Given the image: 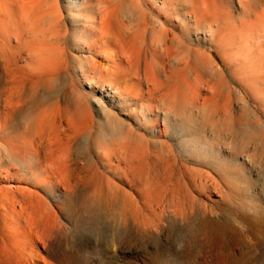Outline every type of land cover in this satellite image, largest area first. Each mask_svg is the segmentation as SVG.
I'll list each match as a JSON object with an SVG mask.
<instances>
[{
  "label": "bare ground",
  "instance_id": "bare-ground-1",
  "mask_svg": "<svg viewBox=\"0 0 264 264\" xmlns=\"http://www.w3.org/2000/svg\"><path fill=\"white\" fill-rule=\"evenodd\" d=\"M169 1L0 0V264H65L66 257L70 252L79 251L83 247L94 244L98 249L106 250V240L102 242H100L101 240L97 241L98 239L94 240L93 233L89 229L93 224L104 225V221H101V216H103L101 210H105L104 208L114 203L119 204V208L115 207L114 214L119 221H115L113 226L115 234L123 229L120 226V221L124 209L128 211L129 219H134L137 208L136 199L132 200L134 197L131 196L132 193L129 194L130 197L127 195V198L129 197L127 200L131 202L125 206L124 190L120 192L121 190L117 185L115 186L114 180H112L115 182L114 184L107 180L110 176L105 178L106 180H104V176L101 177L103 181L98 180L100 167L108 166L113 162L118 165L123 163L128 173L140 170L137 169V159L140 158L138 155L140 150L138 151L137 148L141 147L143 141L142 136L137 135L142 139L140 138V143L135 142V129L131 127V124L120 120L121 118H118L115 111L118 110L120 101H126L123 98L122 87L117 83H106L105 78L106 76L118 78L122 68L131 70L133 67L134 70V67L137 66V70L139 64L143 63V80L148 85L150 84L152 91L158 92L159 98L157 99L163 103L172 96L174 99L180 95L185 97L184 91L187 88V91L192 92L191 87L193 89L195 86H191V84H187L189 87L185 86L187 88L183 89V84L188 81L182 84L179 80V83L177 82L178 84L170 89L169 77L171 75L167 71L165 72L169 76L164 81L158 80L155 76L148 77L149 71L145 67L153 59L147 61L146 50L143 52V56L141 54L139 47L144 45L140 44L142 45L140 46L138 43L144 38L137 42L136 36L138 37L139 32L142 31L139 33L141 36L143 33L146 35L147 26H154V22L151 25L150 22L148 23L147 11L144 8L151 9L156 14L161 12V17L167 20L171 15ZM203 1L194 0L193 5L191 4L192 12L195 13L204 7ZM125 4L131 5L132 8L135 7L136 13L141 8L143 16L140 18L137 16L138 14L132 12V14H128L129 21L124 22L125 17L123 20L120 18L124 14L119 16V12L122 6L125 7ZM140 11L138 10V12ZM261 11H263L262 8ZM133 14L137 16L135 22H132L133 19H131L134 17ZM151 17L149 21L152 20ZM158 19L155 17L156 25L160 27L158 28L163 34L158 33L159 30L155 34L166 36L168 29L166 31L161 28L165 23L159 22L161 20L158 21ZM130 26L134 28L130 29ZM147 33L150 35V31ZM151 34V36L154 35L152 32ZM173 34L174 32H172V36L177 39ZM145 35L143 37H146ZM159 36H155V38H160L161 36ZM164 37L159 40L163 42ZM166 37L165 43L171 38ZM152 38L150 42H152ZM178 39L177 41L173 39L172 43L178 42ZM159 40H157L158 43ZM162 42H160V46ZM144 43L146 44L145 39ZM178 43H175L177 44L176 49H178ZM157 44H155L154 51L159 46ZM167 44L164 45L168 51L166 47L164 50L169 53L172 48L169 43ZM172 47L174 50L175 46ZM176 49L174 51L179 55ZM150 50L152 51L150 48L148 52ZM159 50H161L160 53L162 51L163 54L166 53L162 48ZM173 50V55L170 54L172 57L174 56ZM152 52L151 57L155 54ZM165 56L163 55V58ZM154 59L156 63L152 64L157 65L160 61L157 62L156 58ZM177 59H182V62ZM174 60L181 64L186 59L183 61V58L176 57ZM164 62L166 63V61ZM164 62L162 64L165 66ZM148 65L147 67L150 69L151 64ZM160 66L162 65L160 64ZM152 67L154 68V66ZM184 67L183 70H185ZM174 68L171 70H176ZM145 70L148 73H145ZM138 72H135L136 76L140 75ZM173 72L175 73V71ZM179 72V76H181L182 73ZM164 76L167 75L164 74ZM80 85L89 89L92 95L87 90L79 89ZM92 86L98 90L94 91ZM200 86L197 89L201 88ZM207 87L211 88L209 85ZM106 90L108 93L107 96H104ZM197 95L196 97L201 93ZM186 96L187 98H182L180 102L183 99L184 101L190 100L188 93ZM192 96L194 97V95ZM169 100L167 105L169 103L171 109ZM193 100L196 102L197 99ZM204 101L202 102L204 103ZM108 105L111 106V109ZM7 122L8 138L4 129ZM94 123L109 127L110 131L107 134V139L104 140L103 148L97 145L93 146ZM139 138H137V142ZM124 142H126L125 145H128L127 147L122 144ZM98 166H100L99 169ZM127 175L130 176V174ZM211 179L209 181L213 180ZM215 182L210 183L215 185V188L211 187L217 197L227 198V193L231 196L234 190H231V193H223L224 189L219 187L221 186L220 182ZM92 183L97 186L94 190L92 189L94 186L90 188L91 185H94ZM216 186L223 192L216 189ZM225 190L229 191V189ZM230 196L228 199L231 198ZM257 208L264 209L261 206H256L254 211ZM165 209L163 208V210ZM172 212L168 213L172 214ZM182 213L175 214L183 220ZM236 217L242 223L243 232H240V229L238 231L236 228L229 227L222 220L203 221L199 226L198 233H195L198 235L192 234V240L190 243L187 242L189 243L187 250L191 251L197 240L201 241L200 252L203 253V256H207V253H217L219 250V256H228L232 251V245L243 253L249 252L248 250L251 248L263 250L264 214L243 213L236 214ZM148 230L151 231V228L148 227ZM247 235L253 238V240L250 239L253 243H249L248 238L246 240L245 236ZM216 236L221 237L223 242L219 243ZM117 243L119 244V242ZM187 250L186 255H190V251Z\"/></svg>",
  "mask_w": 264,
  "mask_h": 264
},
{
  "label": "rangeland",
  "instance_id": "rangeland-1",
  "mask_svg": "<svg viewBox=\"0 0 264 264\" xmlns=\"http://www.w3.org/2000/svg\"><path fill=\"white\" fill-rule=\"evenodd\" d=\"M170 1L169 12L171 15L167 20L161 17V12L156 14L151 9L142 6L147 11L143 10L147 14L145 17L148 23L150 22L151 25L154 22V26L149 27L148 25L146 32L144 29L146 35L144 33L142 36L139 35L142 33L141 31L138 33V37L136 36L138 38L136 40L139 42V39H145L146 44L144 39L138 43V45H144L139 47L141 54L143 56V52L146 50V54H144L147 61H152V59L154 61L148 63L151 64L150 69L147 67L148 64L145 67L149 71L148 77L155 76L158 80L164 81L170 73L169 88L176 86L179 80L182 84L188 81L185 83L186 85L183 84V89L187 88L185 86L189 87L187 84L195 86L193 89L190 86L194 97L190 95V90L187 91V88L185 89L187 92L184 91V93H186V98L187 93L189 94V102L183 99L181 102L186 103L181 105L180 100L185 98L184 95L177 96L175 99L172 96L171 99L169 98L171 101L168 100L174 108L170 109L169 103L167 105L168 100L163 103L157 99L159 98L158 92L152 91L150 84L148 85L143 80V63L139 64L140 67L138 66L137 70V66L134 67V70L131 67V70L135 72L141 69L138 72L140 75L136 76L135 72L122 68V71L127 70L128 73L121 71L118 78L106 76V83H117L122 87L123 98L126 99L125 102L120 101L118 110H115L118 118L131 124V127L135 129L136 139L134 140L136 143H140L142 138L143 141L141 145L139 144L141 147L137 148L138 151L140 150L137 169L140 170L136 169L137 171L134 173H128L123 163L118 165L113 162L105 167L98 166V169L100 167L99 175L101 174L98 175V180L103 181V178L106 180L105 178L110 176L107 180L113 184L116 182L115 186L119 187L120 192L124 190L125 206L131 202L127 199L132 193L131 196H134L132 200L136 199L137 213L131 220L128 211L124 209L120 221V226L123 229L115 234L113 226L118 218L114 214L115 207L119 208V204L114 203L104 208L105 210H101L103 214L101 221H104V225L93 224L89 230L93 233L94 240H101L100 242L106 240L107 249L100 250L94 244L83 247L79 251L70 252L66 257L65 264L68 262L69 264H264V249L251 248L248 250L249 252L243 253L232 245V253L230 252L228 256H219L220 250L217 253H207V256H203V253L200 252L201 241L197 240L195 243L191 242L194 243L192 250H187L188 244L192 240V234L198 235L195 233H198L199 226L203 221L222 220L229 227L240 229L241 231H238L243 232L242 223L236 214H264V209L257 208L258 210L254 211L256 206L264 208V0H202L205 4H203L204 7L202 6L203 8L195 13L192 12L191 7L194 0ZM121 8L119 16L120 14L125 15L120 16L122 20L125 17L124 22L129 21V15L132 12L138 14L137 16L140 18L143 16L141 8L138 9L141 10L140 12L136 9L137 13L135 7L132 8L129 4H125V7ZM201 11L202 14L206 12L202 15ZM134 14L132 15L134 17H131L132 22H135L137 17ZM150 17L151 21H149ZM155 17L161 20L158 19L159 22L165 23L161 28L166 31L168 29L166 36L171 38H168L166 43L165 35L166 38L163 36L164 43L159 40L163 38L161 36L163 33L156 25ZM132 27L130 26V29ZM170 29L174 32L173 35L181 40L180 43L178 39L180 44L175 42L179 45L178 49H176L177 44L172 43L173 39L174 41L177 39L172 36ZM149 31L150 35L147 33ZM156 31L161 34V37L155 34ZM151 32L160 38L156 37L158 38L156 39L154 35L151 36ZM144 35L146 37H143ZM151 37H153L152 42H150ZM157 40L162 42L161 46ZM157 43L159 44L158 48H162V50L167 48L164 44L169 43L172 50L174 45L179 55L182 54L179 56L174 49V56L176 54V57L183 58V61L186 59V62L181 63L182 65L180 64L182 59H177L180 62H176V59L174 60L176 57L170 56L172 50L167 52L168 48L167 51L164 50L165 54L163 51L160 53L161 50L157 48ZM182 43L183 45H181ZM155 44H157L156 51H154ZM149 46L153 52L150 51L156 54L153 57L150 56L151 52H148ZM163 55L168 56L169 59L166 56L163 58ZM183 55L185 57H182ZM154 58L157 62L160 61L158 64L162 65L161 69L158 64L153 65L156 63ZM163 62L165 66L162 64ZM168 62L169 64H167ZM171 63L176 70H171L173 69ZM167 67H170L169 71ZM151 68L154 70L152 71ZM179 68L183 72L181 69L178 70ZM146 70L145 73H148ZM177 70L178 73H176ZM179 71L182 73L181 76H179ZM132 73L135 74L132 75ZM208 85L213 88L207 87ZM196 86L201 88L197 89ZM92 87L94 91L98 90L96 87ZM78 88L87 90L92 95L84 85H80ZM107 93L106 90L104 96H107ZM178 97L181 99L178 100ZM194 98L197 99V103L192 101ZM203 100H205V104L202 102ZM174 103L176 106H173ZM177 104L180 105V108ZM108 106L111 109V106ZM225 111H227L226 116L223 113ZM98 124L94 123L92 129L93 146L97 145L103 148L104 140L107 139L110 130L108 126L103 127ZM4 129L8 138V122ZM137 135H141L142 138L140 137V139ZM137 138H139L138 142ZM125 143L122 144L125 145ZM208 176L210 179L213 177L212 181H219L221 185L219 187L223 188L224 192L217 186L216 189H220L223 193H231V190H234V193L232 192L231 196L227 193V198L217 197L211 187L215 188V185H212L214 182L211 184L212 181L206 178ZM95 183H92L94 185L90 187L94 186L93 190L96 186ZM200 185L201 187H199ZM225 189H229V191ZM228 194L230 199H228ZM127 195H129L128 198ZM226 199L228 201L224 203ZM248 206L249 208H247ZM162 207L166 209L163 210ZM168 209L170 213L173 211L172 214L168 213ZM175 213H182L183 220ZM148 227L151 228V231L148 230ZM245 237L246 240L249 239L247 240L249 243H253L251 236ZM217 241L223 242L221 237H217ZM186 250L190 251V255H186Z\"/></svg>",
  "mask_w": 264,
  "mask_h": 264
}]
</instances>
